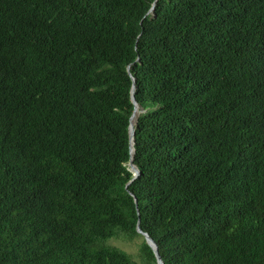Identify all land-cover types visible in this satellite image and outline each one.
<instances>
[{
    "label": "trees",
    "instance_id": "trees-1",
    "mask_svg": "<svg viewBox=\"0 0 264 264\" xmlns=\"http://www.w3.org/2000/svg\"><path fill=\"white\" fill-rule=\"evenodd\" d=\"M137 222L264 264V0H0V264H156Z\"/></svg>",
    "mask_w": 264,
    "mask_h": 264
},
{
    "label": "water",
    "instance_id": "water-1",
    "mask_svg": "<svg viewBox=\"0 0 264 264\" xmlns=\"http://www.w3.org/2000/svg\"><path fill=\"white\" fill-rule=\"evenodd\" d=\"M152 10H153V7L150 9V11H152ZM132 82L134 83V79L133 78H132ZM133 93H134V86H132V88H131V101L133 103V107L134 108H133V112H132V114H131V116L129 118V121H130V124H129V150H130L131 157H130L129 162H128L129 170L133 174L132 180L137 178L138 175H139V171L137 170L135 165L132 163L133 135H134V123H132V119H133V117L135 118V114L137 113V110H138V105H137V103H136V101L134 99ZM127 186H128V184H126L125 188H127ZM133 198H134V203L136 204V202H137L136 198L134 196H133ZM136 231H137V233L141 234L144 237L147 245L151 248V250L153 252V255L155 257L156 264H163V261L161 260L159 254H158V249H157L156 244L153 242V240L151 238H149V236L146 233H143L141 231V229L139 228V222H137Z\"/></svg>",
    "mask_w": 264,
    "mask_h": 264
},
{
    "label": "rangeland",
    "instance_id": "rangeland-1",
    "mask_svg": "<svg viewBox=\"0 0 264 264\" xmlns=\"http://www.w3.org/2000/svg\"><path fill=\"white\" fill-rule=\"evenodd\" d=\"M140 242H141L140 238H135L132 241L116 239V240H111L110 244L121 248L127 254H129L135 261L139 262V258L137 255H138V248H139Z\"/></svg>",
    "mask_w": 264,
    "mask_h": 264
},
{
    "label": "bare ground",
    "instance_id": "bare-ground-1",
    "mask_svg": "<svg viewBox=\"0 0 264 264\" xmlns=\"http://www.w3.org/2000/svg\"><path fill=\"white\" fill-rule=\"evenodd\" d=\"M134 120H135V118L133 117V119H132V123H134Z\"/></svg>",
    "mask_w": 264,
    "mask_h": 264
}]
</instances>
